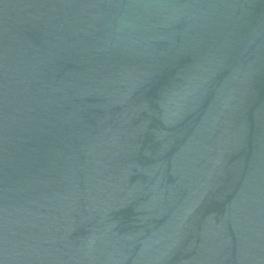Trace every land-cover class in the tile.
I'll return each mask as SVG.
<instances>
[{
	"label": "water",
	"instance_id": "obj_1",
	"mask_svg": "<svg viewBox=\"0 0 264 264\" xmlns=\"http://www.w3.org/2000/svg\"><path fill=\"white\" fill-rule=\"evenodd\" d=\"M0 264H264V0H0Z\"/></svg>",
	"mask_w": 264,
	"mask_h": 264
}]
</instances>
